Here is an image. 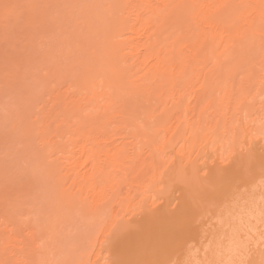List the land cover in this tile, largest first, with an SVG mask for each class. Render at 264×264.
Instances as JSON below:
<instances>
[{"label": "bare ground", "instance_id": "6f19581e", "mask_svg": "<svg viewBox=\"0 0 264 264\" xmlns=\"http://www.w3.org/2000/svg\"><path fill=\"white\" fill-rule=\"evenodd\" d=\"M259 3L109 0L98 41L101 59L91 74L76 78L83 108L78 106L80 112L65 128L64 142L58 136L62 130H56L53 151V139L47 136L43 143L49 154H62L51 164L48 156L45 165L56 177L64 209L95 226L74 264H107L116 257L112 234L117 225H144L152 213L163 216L172 205L193 203L202 181L217 169L242 163L241 146L264 143L263 118L258 116L253 128L247 120L257 114L256 102L264 101L259 11L223 7ZM176 12L189 25L173 32L167 20ZM229 13L239 18L238 28L230 27ZM63 109L58 129L71 117L68 105ZM10 241L17 263L38 259L37 251L25 252L28 242ZM10 254L0 263L14 264Z\"/></svg>", "mask_w": 264, "mask_h": 264}, {"label": "rangeland", "instance_id": "374dc122", "mask_svg": "<svg viewBox=\"0 0 264 264\" xmlns=\"http://www.w3.org/2000/svg\"><path fill=\"white\" fill-rule=\"evenodd\" d=\"M5 3L59 7L20 10L40 16L44 21L42 30L28 37L27 43L22 42L24 38L16 26L15 12L7 14L0 8V262L11 253L8 255L10 261L19 264L13 257L12 239L28 242L26 253L37 251L38 259L33 264L41 261L45 264H74L79 251L87 249L84 242L87 237L94 236L95 226L92 223L89 227L75 211L64 209L57 194L56 177L52 179L46 162L62 155L49 154V149L53 151L56 147L57 137L53 136L56 130L57 133L62 130L58 136H63L64 142L68 136L65 128L72 125L80 112L77 109L83 104V91L80 92L82 95L78 93L77 80L86 72L91 74L101 59L102 49L98 41L102 40V30L109 15L106 14L109 0H0V5ZM24 48L28 51H23ZM257 102L256 112L261 113L254 115V111L255 117L247 119L250 128L258 116V119H264V113L260 111V108L264 109V101ZM65 105H68L71 117L69 122L65 117L67 126L58 129ZM263 119L260 122H264ZM44 122L47 135L44 134ZM46 137L48 141L53 139L49 149H43ZM77 145L82 146L83 141L79 139ZM78 147L75 148L77 153ZM21 224L26 231L20 230Z\"/></svg>", "mask_w": 264, "mask_h": 264}, {"label": "snow or ice", "instance_id": "6c2138e0", "mask_svg": "<svg viewBox=\"0 0 264 264\" xmlns=\"http://www.w3.org/2000/svg\"><path fill=\"white\" fill-rule=\"evenodd\" d=\"M58 7L0 5L5 12H15L23 43L42 30L44 21L40 16L20 10ZM223 7L259 11L264 51V0H260L259 5L225 4ZM227 19L231 28L239 27V18L229 13ZM188 25L187 17L181 12L167 20V28L173 32ZM261 73L264 83V60ZM239 160L242 163L238 166L217 169L211 179L202 181L193 203L183 207L172 205L163 216L152 213L144 225H117L112 234V243L117 245L116 257L107 264H264V143L241 146ZM19 227L21 231L27 230L23 224ZM132 233H136L135 238H131Z\"/></svg>", "mask_w": 264, "mask_h": 264}]
</instances>
